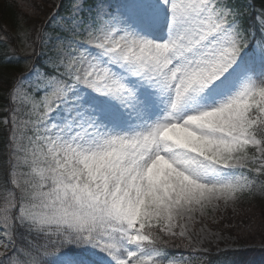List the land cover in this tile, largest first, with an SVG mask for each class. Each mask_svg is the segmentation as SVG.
Here are the masks:
<instances>
[{
    "label": "rangeland",
    "instance_id": "1",
    "mask_svg": "<svg viewBox=\"0 0 264 264\" xmlns=\"http://www.w3.org/2000/svg\"><path fill=\"white\" fill-rule=\"evenodd\" d=\"M66 1L48 28L17 33L16 59L31 68L12 95L11 111L13 179L23 213L43 223H77L66 219L71 209L100 198L117 211L118 242L130 236L127 219L134 214L186 239L192 253L166 264H207L211 253L243 248L240 231L221 227L242 219V206L251 201L244 170L264 176V145L245 127L250 72L244 62L235 64L229 0ZM28 2L36 1L22 7ZM219 12L223 33L212 37ZM40 61L49 69L35 66ZM112 135L121 137L119 148L114 162L103 165L109 142L96 139ZM228 139L258 154L232 150L228 158ZM80 149L100 152L94 167L108 174L106 184L100 177L92 182L94 195L71 185L74 166L82 168ZM206 153L213 157L210 169L201 163ZM257 222L252 214L240 224ZM3 236L0 257L10 249ZM124 245L114 248L116 263L125 261Z\"/></svg>",
    "mask_w": 264,
    "mask_h": 264
},
{
    "label": "trees",
    "instance_id": "2",
    "mask_svg": "<svg viewBox=\"0 0 264 264\" xmlns=\"http://www.w3.org/2000/svg\"><path fill=\"white\" fill-rule=\"evenodd\" d=\"M24 1L0 0V232H4L3 240L11 247L0 257V264H116L113 243L117 242L119 217L117 211L102 199L85 207H73V215L66 219L73 218L77 223L62 222L65 219L38 222L22 211L23 193L13 179L11 95L27 69L21 60L16 59L17 33L48 27L54 12L63 10L68 2L35 0V3L28 2L29 8H23ZM229 4L234 12L231 21L241 52L246 51V64L252 69L246 86L249 103L245 127L264 145V0H229ZM216 24L214 21L212 27ZM225 149L228 154L233 150L248 156L257 155L255 147L235 139H229ZM206 164L210 168L212 163L206 159ZM74 168L77 176L71 185L83 184L86 192L94 195L92 182L97 178V171L88 168L83 176L79 168ZM250 176L252 183L248 197L251 201L242 206L244 211L239 216L247 221L253 214L258 222L245 228L237 219L230 226L221 227L240 231L235 235L243 248L211 253L207 264H264V247H260L264 244V203L256 204L261 201L259 199L264 200V176L254 173ZM127 220L132 227L128 261L165 264L171 257L192 253L186 239L165 232L161 221L135 220V216ZM241 228L246 232L243 233Z\"/></svg>",
    "mask_w": 264,
    "mask_h": 264
}]
</instances>
